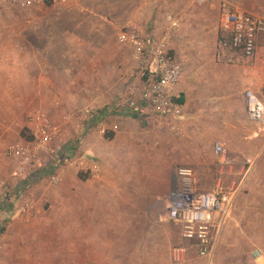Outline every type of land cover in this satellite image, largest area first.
<instances>
[{
	"label": "rangeland",
	"instance_id": "rangeland-1",
	"mask_svg": "<svg viewBox=\"0 0 264 264\" xmlns=\"http://www.w3.org/2000/svg\"><path fill=\"white\" fill-rule=\"evenodd\" d=\"M240 1L246 10L264 16V0ZM0 8L5 9L0 18L45 20L37 30L32 27L27 33L42 49L45 86L38 90L36 85L34 90L25 91L0 84V180L8 187L0 191V264H189L188 260L202 258L181 237L179 227L165 217L166 196L178 185L176 170L180 166L195 169L201 190L220 184L234 192L231 212L206 264H257L251 250L264 245V131L247 119L244 108L222 113V92L213 86L223 77V69L207 65L198 78L210 83L209 88L199 96L197 89L192 93L191 98L203 104L197 126L204 138L200 144L203 160L197 167L168 150L155 156L147 143L132 141L124 154L121 149V174L116 189L104 185L101 176L93 172L85 173L86 178L82 179L67 167L60 169L55 165L56 150L69 149L70 157L83 152L81 144L86 133L78 117L80 108L89 105L95 112L108 108L110 113L117 109L116 104L136 98L129 86L143 79L145 73L131 49L117 41L118 31L133 26L141 30L135 22L147 14L151 17L149 22L160 31L165 14L171 11L164 10L162 19L157 20L158 8L152 12L143 4L141 9L139 0H44L30 6L0 0ZM212 8H207V14ZM217 25L218 22L216 34ZM202 34L200 46L210 51L213 33L207 27ZM34 35L41 39L37 41ZM180 39L173 42V50L185 36ZM212 48L214 61L232 66L216 57L217 38ZM245 65L255 68L252 77L257 86L250 88L264 96V34L258 41L256 59ZM14 86L19 89L22 84ZM244 88L236 95L243 107ZM36 113L43 114L58 132L50 149L36 154L38 158L25 179L29 180L21 188L20 180L13 174L15 162L7 156V150L16 143L36 140ZM164 118L170 134L182 136L180 118ZM145 125L152 127L150 122ZM23 128L26 137L20 135ZM217 141L225 145L222 156L214 153ZM93 159L99 161L95 155ZM61 170L72 173L73 180L64 182ZM55 171L61 173V181L49 184V176ZM115 191L121 194V202L115 204L120 206V214L118 220L110 219L109 223L117 229L91 234L96 227H88L87 219L90 224L96 223L100 212L110 208L103 199ZM27 200L32 201L29 213L21 211ZM115 243L118 247L112 249Z\"/></svg>",
	"mask_w": 264,
	"mask_h": 264
},
{
	"label": "crops",
	"instance_id": "crops-1",
	"mask_svg": "<svg viewBox=\"0 0 264 264\" xmlns=\"http://www.w3.org/2000/svg\"><path fill=\"white\" fill-rule=\"evenodd\" d=\"M224 1L229 3L232 7L249 11L246 10L247 6L240 0ZM139 2L141 9H143V4L148 5L149 10H152V12L155 8H158V12L160 13L155 14V19L158 18L157 20L162 19L161 16L164 10H169L171 12L179 11L184 19L181 29L182 37L178 41L183 40L184 36L185 39L184 41H181L182 43L179 42L176 44L175 50H173L175 58L183 65V75L178 82L177 87L179 92L178 102L181 106L178 118H180L181 121L183 134L180 137L171 135L170 130H168L165 125L166 122L164 115L162 116L154 113L147 104L139 101L136 103L134 99L131 102H121V105L116 104L117 109L111 110L110 113L107 111L108 108H103L98 112L92 110V107L89 105L80 108L78 110V117L81 123H84L82 129L86 133L85 141H82L83 146L81 144V148L84 152L83 154L90 160L91 170L94 174L100 175L104 185L109 186L111 189L119 187L117 182L120 181L117 180V177L121 174V165L119 163L121 161V149H123L122 154H124V149L131 141L132 143H147L155 156L160 153L161 150H168L169 152L180 156V158L183 159V162H191V164H194L196 167L197 164L202 163L203 159L201 157L203 147L200 148V144L203 143L204 138L199 133L197 126L199 127L201 107L203 104L201 100L198 99L195 101L191 97L193 96V90L197 89L199 96L200 92L203 94V91L209 88L208 85L210 83H202L198 78L201 70L207 68V65H209L210 68L215 67L220 70L223 69V71H220V75L223 77H221L217 83H214L213 86L214 88L220 89L222 92L220 106L223 110V114H229V112L232 113L231 111H233L234 108H237L238 112H240L241 109L243 111V102L237 100V92L241 91L244 87L245 90L250 87H254L253 89H255L257 86L254 77H252L255 68L245 65L250 64V62L244 60L239 64H231L232 67L214 61L212 47L213 41L215 43L217 38L214 29H216V22H218L220 0H204L203 3L197 0H139ZM208 7H213L209 11V14H207L206 11ZM4 10V8H0V12ZM150 18L151 17L147 14L145 18L141 17V20L135 22V24L141 27L140 29L144 33H148V31L150 32L152 28L156 30V27H153V24L149 22ZM43 22H45V20H35L34 18L14 21L7 18H0V76H6L5 79L0 77V84L11 85L12 90L25 91L34 90V86L36 85L38 90L45 86L43 75L44 68L40 62V59H43L41 54L42 49L36 46L34 41L27 35L30 28L33 27L37 30L39 23L42 24ZM14 27H19V30L14 31ZM207 27H209L210 31L213 33V36L211 37L213 41L210 46V51H205V49H202L200 46V42H202L204 37L202 32ZM37 32L38 31H35L34 33ZM34 37L37 41L38 39H41L39 35H34ZM216 57L218 59L221 57V54L218 55L217 49ZM255 59L256 57L254 60ZM10 61H12V63H10ZM234 65L240 66L235 67ZM193 76L197 77L194 78ZM19 83H21L22 86L17 89L18 87L14 85ZM180 89L182 94H180ZM215 106L218 105L216 104ZM86 107L91 108L92 115L87 116L80 113ZM146 122H150L152 127L150 128L146 126ZM230 123L231 122L229 121L228 124ZM164 146L165 148L162 149ZM71 153L72 152L69 149L63 151L59 150V152L56 150L55 165L59 166L60 169H64L65 167H63V165L70 158ZM63 154H67L68 157L61 160ZM93 155L99 158V161H94ZM50 164L52 165V163ZM62 172L64 182L67 179L73 180L74 176H72L73 174L71 172L72 175L69 173L67 174V171L61 170V173ZM176 180H178L177 176ZM115 193L116 194L113 193L112 196L105 198V200L103 199L102 202L108 203L110 208L107 209L108 211L100 212L99 216L95 218L97 221L96 223L90 224V220L87 219L88 227L91 226L92 228L94 225L96 227V230H91V234H105L109 230L117 229L114 224L111 222L109 223L110 219H119L120 206H115V204L121 202V194H119V191H115ZM92 218L93 217L91 216V219ZM104 219L107 221L103 222ZM101 224L106 227H101ZM115 244L116 246H113L112 249H117L118 243ZM190 246L195 248L192 244H190ZM215 247L216 242L214 244V248ZM212 255L213 252L208 256H200L202 258H199L198 260H188L187 262L189 264H206L207 260H209ZM215 264H218V262Z\"/></svg>",
	"mask_w": 264,
	"mask_h": 264
},
{
	"label": "built area",
	"instance_id": "built-area-1",
	"mask_svg": "<svg viewBox=\"0 0 264 264\" xmlns=\"http://www.w3.org/2000/svg\"><path fill=\"white\" fill-rule=\"evenodd\" d=\"M43 1L14 0L23 6ZM164 19L165 23L160 31L152 28L150 32L144 33L134 27L125 28L118 31L116 39L131 49L133 57L141 61L142 73H145L143 79L134 81L129 86V91L136 97V103L143 102L154 113L163 114L172 120L178 117L181 109L177 87L183 75V65L175 58L173 42L182 37L184 19L177 12L166 13ZM263 34V15L232 7L226 1L221 2L217 25V52L225 58L219 59L231 64H239L244 60L251 63L256 57L258 41ZM262 92L264 95V85ZM263 97L251 88H246L243 93L247 119L264 130ZM80 113L92 115L89 107ZM33 123L37 128L34 134L36 140L28 144L16 143L7 150V156L15 162L13 174L20 180L18 184L21 188L29 180L25 179L38 158L36 154L40 150L50 149L52 138L58 132L41 113L34 115ZM171 127L173 130L177 129L174 124ZM213 150L215 154L222 156L225 151L224 143L215 142ZM89 161L83 152L79 151L75 152L63 167L75 173H92ZM176 176L178 185L166 196L165 217L179 227L181 237L196 248L199 256H208L213 252L216 237L231 212L234 192L222 188L220 184L209 190L199 189L198 175L192 167H178ZM48 180L49 184H57L61 181V174L55 171ZM2 190H8L4 180H0V191ZM31 203V200L25 201L21 211L29 213ZM251 254L255 263L264 264V245L254 247Z\"/></svg>",
	"mask_w": 264,
	"mask_h": 264
},
{
	"label": "trees",
	"instance_id": "trees-1",
	"mask_svg": "<svg viewBox=\"0 0 264 264\" xmlns=\"http://www.w3.org/2000/svg\"><path fill=\"white\" fill-rule=\"evenodd\" d=\"M47 3H51L50 1H47ZM219 37V36H218ZM182 101V100H181ZM25 128H23L21 131H20V135L21 136H25ZM26 137V136H25ZM28 138H32V136L31 135H28ZM66 157H68V155L67 154H63L62 155V157H61V160L62 159H64V158H66ZM78 177H80V178H82V179H85L86 178V175H85V173H83V172H80V173H78Z\"/></svg>",
	"mask_w": 264,
	"mask_h": 264
}]
</instances>
